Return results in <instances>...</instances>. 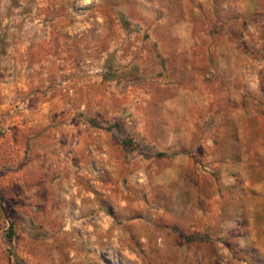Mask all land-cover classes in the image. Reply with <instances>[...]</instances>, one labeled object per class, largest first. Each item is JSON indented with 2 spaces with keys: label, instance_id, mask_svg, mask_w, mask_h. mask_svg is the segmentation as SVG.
<instances>
[{
  "label": "rangeland",
  "instance_id": "rangeland-1",
  "mask_svg": "<svg viewBox=\"0 0 264 264\" xmlns=\"http://www.w3.org/2000/svg\"><path fill=\"white\" fill-rule=\"evenodd\" d=\"M0 264H264V0H0Z\"/></svg>",
  "mask_w": 264,
  "mask_h": 264
},
{
  "label": "trees",
  "instance_id": "trees-1",
  "mask_svg": "<svg viewBox=\"0 0 264 264\" xmlns=\"http://www.w3.org/2000/svg\"><path fill=\"white\" fill-rule=\"evenodd\" d=\"M89 120H90V122H92V123L94 122L93 119H89ZM156 155H157V156L164 155V152H161V151H160V152H157Z\"/></svg>",
  "mask_w": 264,
  "mask_h": 264
}]
</instances>
